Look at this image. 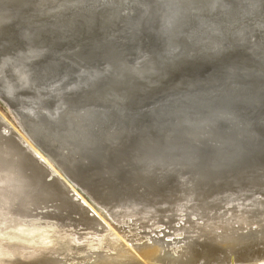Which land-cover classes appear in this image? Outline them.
I'll use <instances>...</instances> for the list:
<instances>
[{"label": "rangeland", "instance_id": "obj_1", "mask_svg": "<svg viewBox=\"0 0 264 264\" xmlns=\"http://www.w3.org/2000/svg\"><path fill=\"white\" fill-rule=\"evenodd\" d=\"M42 1L0 0V33L13 26L11 31L8 30L0 35V41L9 36L8 34L18 32L20 28L16 27V24L19 22L28 24L27 31L33 25L32 23H38L37 19L44 14L41 12L50 10V6L45 2L41 6L43 9H38L39 12H36L37 6ZM129 1L130 3H127L128 6L122 13V9L115 10L113 17L108 16L104 19L98 16L88 23H82L81 27L87 26L86 29L90 35L98 29L100 37L116 35L120 36L122 41L124 38L119 35L118 27L121 28L119 25L121 20L127 18L129 14L131 20L127 23V28H132L129 31L146 26L150 28L152 20L149 19L146 26L143 21L152 13L155 15L153 9L148 6L152 0ZM237 1H222V4L229 9L232 19L235 18L234 20L242 23L240 21L242 19L243 21L246 18L256 20L259 17L258 8L262 10L260 5L256 6L254 11H250V7L243 9L244 7ZM132 7L134 11L130 9ZM114 8H107L105 12ZM246 9L249 11V16L245 17ZM145 14L147 15L144 19L142 15ZM114 18L121 19L113 24ZM50 19L52 18L43 19L42 22L45 24L50 22ZM37 26L43 28L41 23ZM52 26L58 27L55 24ZM162 26V24L157 25L158 30L164 32L165 28ZM262 29H264L263 26ZM70 31V38L76 39L77 36L73 32L75 28L70 27ZM149 31L151 30L147 32ZM247 31L251 33L250 27ZM247 33L248 45H244V48L238 51L240 53L235 55L236 57L231 56L225 61L224 56L222 59L221 55L213 59L208 58L209 61L196 63L197 66L194 62L189 64L191 69L188 68L189 65L184 66L185 69L182 68L178 75L175 73L168 75V80L165 82L168 89L164 90L174 89V96L172 95L164 103L159 102V96L154 93L149 95L150 98L141 96L139 99L141 101L134 105H132L133 102L131 105L136 106V109L125 107L120 110L101 98L79 100L80 96L74 98L64 96L67 98L65 104L69 105L64 106L70 114L67 118H62L60 123L62 122L63 125L56 126L58 129L44 122L55 116L56 101L53 100L56 99L55 96L42 92L40 98H44V105L37 108V105L33 104V97L36 95L32 93L31 86L26 84V87L23 86L24 88L21 89L22 85L13 80L14 87L18 91L15 93L16 100L0 92V134L11 137L20 146V150L26 152V155L17 151L11 142H8L9 145L0 143V174L15 172L16 176L18 173L20 177L24 176L23 179L8 181L9 184L12 183V186L19 183L20 193H14V189L11 190L10 187L4 188L7 190L6 198L9 199L10 205L6 206L9 208L6 210L0 208V243L9 244L13 249L28 253L34 248L36 242L34 237L41 235L37 233L32 237L28 234L35 228L50 231L52 228L61 234L69 233L80 239L86 238V235L95 234L97 230L99 234L102 233L100 232L102 228L88 229L92 223L88 224L86 220L95 218L104 228L114 230L121 237L124 232L127 240H136L134 244L147 243L152 244L153 247L164 245L166 254L163 257L166 258L163 259L162 264H264V83H262L264 65L261 67L262 64L260 66L246 64L249 68L255 67L253 72L261 69L262 73L258 72L260 76L256 75L260 81V84L256 86L259 87L252 84V76L246 78L235 72L231 76L239 74L241 80L245 79L243 83L224 77L222 78L224 82L221 80L220 82L225 85L212 88L207 82L213 77L214 80L218 79V76L221 77L218 75L220 69L222 71L235 65V69L241 70L240 67L245 65L242 57H245L246 49L252 50L254 54L257 52L263 55L261 53L264 51L256 48L264 46V42L256 47L253 43L257 41L254 42L251 38H258L259 34L256 31L251 33L252 36ZM19 34L20 31L15 38L18 41L24 38L23 34ZM112 44L118 46L115 41ZM25 45L23 44L22 47ZM238 46L241 47V45ZM141 48L146 51L148 46L145 48L141 46ZM252 60L258 64L261 62L259 57H253ZM223 61L225 65L222 64ZM234 61L238 63V66ZM231 62H234L233 65ZM219 63L223 66L219 67ZM17 66L18 63L15 64V68ZM193 68L194 72H192ZM134 72L141 74L142 71L134 70L128 73L131 75ZM212 72L215 76L211 78ZM246 81L247 84H244ZM185 83L188 85L183 87ZM192 86L199 88L194 89ZM112 87H114L113 83L111 89ZM225 87H228L227 90ZM219 88H224V91L230 88L229 91H236L234 96L230 95L231 97L222 99L217 95ZM158 89L160 90V87ZM76 100L73 107V102ZM64 122L72 124L75 129L80 128L78 131L83 133L79 136L80 141L87 138L94 142V149H88L85 146L83 149L82 144L78 142V137H75L76 133L71 135ZM39 124L42 125L36 127ZM35 127L39 129L42 139L33 134L34 130H37ZM15 134L25 138L62 178L48 176V169L26 149ZM77 143L79 145H74ZM45 188L48 190L45 191ZM35 189L37 191H34ZM72 189L83 201L73 200ZM0 205L3 204L0 202ZM253 254L257 257L254 256L255 259L252 262L249 258ZM236 258L238 260L241 258L243 261L232 262L238 261ZM20 264H35V262Z\"/></svg>", "mask_w": 264, "mask_h": 264}, {"label": "bare ground", "instance_id": "obj_2", "mask_svg": "<svg viewBox=\"0 0 264 264\" xmlns=\"http://www.w3.org/2000/svg\"><path fill=\"white\" fill-rule=\"evenodd\" d=\"M43 1L40 2V4L37 6L36 12H39L40 9H43L41 6L42 4L44 5L45 2H47L48 5L50 6V10L47 9L45 10V12H41L44 14L42 16H39V18L37 19V21H39L38 23H32L33 25L28 29V31L26 29L28 24H25V22L23 23L21 22L22 24H20V22L16 24L17 25L16 27L20 28L18 29L20 31L19 35L23 34L24 38H21L20 41H18V39H15L17 34L19 33L18 31L12 35L8 34L9 36L5 37L4 40L2 39V41H0V92L5 94V96L12 98V100H16L15 93L18 91H16V88L14 87L15 84L13 80L16 81L19 85H22L21 89L23 86L26 87V84L30 85L32 93L36 95V96L33 95L34 96L33 104L37 105V108L39 106L44 105V100H43L44 98L43 99L40 98L42 92L43 93L45 92L48 95L53 96V97L55 96L56 99H53L54 101H56L55 103L56 113L54 114L55 116H53L51 120H48V119L44 120V122L47 125L49 124L52 128H55L56 126H59V125H63V123L62 122L60 123V121H62V118H67L68 115L70 114V112L67 113L68 109L67 108L65 109L64 105L66 106H69V105L65 104L67 103L65 102L67 98L64 96H68V98H71V97L74 98V97L80 96L79 100L80 99L85 100L89 98L91 99L101 98L102 100H106L110 104L115 105L116 108L120 110H123L122 108H125V107H128L130 109L131 108L136 109L135 108L136 106L134 107L132 105L140 102L141 100L139 99L141 96L145 95L147 98H150L149 95H154V93L156 94V96H159L158 101L161 103H164L166 102V100L171 98L172 95L174 94V89L164 90L165 88L168 89L167 85L165 86V82L166 80H168L167 79L168 75H172V73H175L176 75L180 74L181 73L180 71L182 70V68L185 69L186 66H188L189 64H192L193 62L197 66L196 63H200V62L203 63L204 60L209 61L210 59L208 58L213 59V57L217 58L221 55V58L222 56H224L223 57L224 59L223 58L222 59L225 61L227 58L231 56H235L236 54H239L240 52L238 53V51H240L242 47L244 48V45H246L249 42V39H248L249 37L247 38L246 36L247 32L250 33L249 31H247L249 27L251 29L252 34L255 31L259 34L258 38L251 37L253 38L252 40L254 42L257 41L256 43H253V44H255V46L257 47L258 44L261 45V43L264 42V29H262V26L264 27V0H238V1L236 0L240 5H242V7H244L243 9L245 8L248 9V7H250V11H254L253 9H255L256 6H259V5L262 7V10L257 7L260 13L258 15L259 17L256 16L258 17L256 20H254L255 18L253 19L246 18V20L244 21L243 19L240 20L242 21V23L234 20L235 18L232 19V15H230L228 11L229 9L222 4L223 0H220V1L219 0H155V1L152 0L153 3L151 2V4H148V6L153 9V11L155 12V15L152 13L148 19L146 18L147 14L142 15V18L144 19L146 18V20L143 21V24L145 26H146L147 21H149V19L152 20L150 28L146 26L144 28H140V29L138 28V29H134L133 31H129V29H132V28L128 29L127 23L131 20L130 19L131 16L129 14L128 16L125 15V17L127 16V18L121 20L122 22L121 24H119L121 28L118 27V30H120L118 31L119 35H121L124 38V40H122L123 42L120 39L121 37L116 36V35H113L110 37L109 36L100 37L98 29L95 31L94 34L90 35L88 34V30L86 29L87 26H84V27H81V26H82V23H88V21L98 16L99 17L102 16V18L104 17V19H106L108 16L113 17L114 16L113 13H115V10L117 11V10L122 9L121 10V13H122L124 8L128 6L127 3H130L129 0H47L44 2ZM142 6H145V5H142ZM157 6L158 7L161 6L159 7L160 8L159 10ZM113 7L115 8L110 9L111 11L105 12L107 8H113ZM134 7L130 9H133ZM117 8H120V9H117ZM247 9L244 14L245 17L246 15H248V12H249ZM131 11H134V9ZM251 16L252 15H250V17ZM49 18H52L50 19L51 23L47 22L44 24V22H42L43 19H49ZM122 18H124V16ZM118 19H121V18H114L113 24H115L116 22L118 23L119 21ZM40 23L43 28H39L37 26ZM52 24H55L58 27L52 26ZM158 24L163 25L162 27L165 28L164 32H162L163 30L162 31L158 30V27H157ZM166 25L167 27H165ZM72 26L75 28V31L73 32L77 36L76 39H71L69 36L71 34L70 27L73 28ZM12 27H10L8 30L11 31ZM8 30L2 33H6L8 32ZM148 30H151V31L147 32ZM127 32L130 34L128 35ZM2 33H0V35ZM252 34L250 36H252ZM257 39L259 40V42ZM113 41L117 42L118 46H114V44H112ZM23 44H26V45L22 47ZM238 45H241V47H239ZM141 46L143 48H145V46L146 47L148 46V48L145 51L144 49L141 48ZM256 49H262L264 51V46L259 47V48L257 47ZM245 53H246L245 57H242V60H243L242 62L245 65H242L240 67L241 70L234 68L235 65H233V63L235 61L231 62L233 66H230L229 68L227 67V69H225L226 67L225 66L224 67L225 70H222V71L219 68L220 72L218 75H221V77L218 76L219 77L218 79L216 78V80H214L215 78L214 77H213L214 79L212 78V76H215L213 72H212L213 74H210L213 80L212 79L207 80V82H209L208 86H211L212 88L214 87L216 88L218 86L225 85L220 82V80L224 82V80H222V78L224 77H226L227 79L229 77L230 79L232 78L234 80H237L243 83L245 79H243L242 77L243 80H241L240 79L241 77H239V74L231 76V74H234V72L240 73V75L242 74L246 78H248V76L250 77L252 76L251 77L252 84L254 86L259 85L260 81L258 80L259 78H257L256 75L260 74V73L258 74V72H261L260 71L261 69L258 72H253L255 67L249 68L248 66H246V64L247 65L248 63H250L251 65L256 64L257 66L258 65L260 66L262 64L261 67H263L264 52L261 53L263 55H260L257 52H255L256 54H254L252 50L246 49ZM253 57H259V59H261V62H259V64L258 62H253L252 60ZM261 57H263V59ZM240 59L239 61H241ZM257 60L258 59H256V61ZM224 61L222 64L225 65L226 63H224ZM17 63H18V66L15 68V64ZM235 63L238 66V63L237 62ZM219 64H220L219 65L220 67L222 64L221 63ZM192 67L194 66L192 65ZM188 68L191 69L190 65ZM134 70H141L143 73L140 72L141 74H139V72H134L131 75L128 73V72L131 73ZM192 70H193L192 72H194V68ZM190 71L188 72L191 73ZM263 71H264V67H263ZM128 77H131L132 79H129ZM134 78H137V79H134ZM112 83L114 84V87H112L111 89ZM262 83H264V80ZM179 84L181 85L180 87H182L181 82H179ZM244 84H247V81ZM185 85H188V84L185 83L183 87ZM159 87H160V90L158 89ZM256 87H259V86H256ZM193 88L197 89L199 87L194 86ZM227 88L228 87H225L226 90ZM223 89L219 88L218 89L219 91L217 90L218 91L217 95H219L220 96L219 98H222V99L229 98L231 97L230 95L234 96V92L236 91V90L235 91L233 90V92L229 91L231 90V88L228 91L226 90L224 91ZM78 92L79 94L76 95ZM97 94L98 96H96ZM177 98H180V97H177ZM95 100L93 101L95 102ZM145 100L146 99L144 98V101ZM251 101L253 103V100ZM76 102L77 100L73 102V105H72L73 107L75 106L74 103ZM45 105H48V104L45 103ZM57 109L59 110L57 111ZM111 109H114V108H111ZM50 121L52 123H50ZM66 124L65 126L66 127L68 126L67 128H68V131H70V134L76 133L77 136L75 137H78L77 138L79 140L78 142L80 143V145L82 144L83 149H84L83 146H85L88 149H92L95 146L94 142L87 140V138L86 139L84 138V141H80L81 137L79 136L83 134L78 131L80 130V128L75 129L72 124L71 125L68 123ZM40 125L42 124H39L36 127H39ZM7 128L5 129L7 130ZM56 128L58 129V127ZM38 131L39 129L34 130L35 133L33 132V134L35 135V137L38 136L40 139H42L43 137L39 134ZM41 131L43 130L41 129ZM68 131L67 133H69ZM15 136L26 147V149L29 150L31 154L34 157H36L39 161H41L43 163V166H45L48 169V172H49L47 174L48 176L54 177V178L55 177L62 178L61 176H59L57 172L53 170V168L48 164V162H46V160L41 156V154L32 148V146L25 140V138H23L19 134H15ZM250 138L251 137H249V139ZM249 139L248 140L246 139V140L249 141ZM74 145H79V144L77 143ZM231 147H234V146H231ZM237 148L238 150H240L239 147ZM229 149H232V148H229ZM93 152L95 153V151ZM238 168H241V167H238ZM188 171H191V170H188ZM16 175H15V172L14 173L7 172L5 174H0V178H1L0 179V191H1L0 192V196H1L0 202L1 204H3V205H0V208H5V210L9 209V208H6V206L10 205L9 204L10 201L9 199L6 198L7 190H5L4 188L10 187L11 190L13 188L14 193H20L21 191L20 190L21 186L19 183L16 186L14 185L12 186L11 185L12 183L11 184L8 183L9 180L13 181V180H17L18 178L24 177L22 175H21L22 177H20L19 173H18V176ZM40 175L42 174L40 173ZM55 183H57V181ZM58 183L60 184L59 181ZM2 190H5V191H2ZM47 190L48 189H46L45 191ZM56 190H57V187H56ZM34 191H37V190L35 189ZM39 191L40 190H38V192ZM65 192L67 191L65 190ZM72 194H73V200L75 199L76 201L82 200L81 197L77 196L79 194H77V192L74 189H72ZM50 195H51V192H50ZM90 222L92 223V226L88 227V229L97 230L95 228H102V230L100 231L102 233L99 234V231L97 230L95 234H88V236L86 235V238L82 237L83 239L82 238L80 239V238H77L78 236L75 237L76 235L74 236L69 233L61 234L56 230L58 232L57 233L55 230H52V228H51V231L49 229L47 230L44 228H35L32 231H30L28 234L30 236L32 235V237L35 236V234L37 233H41V235L37 238L34 237V240H36L35 243L32 242L35 244L34 248L28 253L20 249H13L10 247L9 244L3 245V243H0V264H18V263L20 264L23 262L25 263L35 262V264H158V263L162 264L163 259L166 258V257H163V255L166 254V251L164 249V245L162 246V244L160 246L154 244L156 245L155 247H153L152 244H147V243L134 244L135 243L134 241L136 240H133V239L127 240L128 239L127 235L124 232H122L123 236L121 237L120 234H118L114 230H111L110 228H108L107 230L106 228H104L101 225V223H99L98 220L95 218L86 220V223L89 224ZM75 247H78V248H75ZM167 248L168 247H166V249ZM240 251L242 252V250ZM254 256L256 255L253 254L252 256H250L251 258H249V260L253 262V259H255ZM55 257H58V258L55 259ZM70 257L71 259L72 258L73 259L70 260L69 259ZM170 257L172 256L170 255ZM242 261L243 260H241L240 258L238 261L233 260L232 262L241 263Z\"/></svg>", "mask_w": 264, "mask_h": 264}, {"label": "water", "instance_id": "obj_3", "mask_svg": "<svg viewBox=\"0 0 264 264\" xmlns=\"http://www.w3.org/2000/svg\"><path fill=\"white\" fill-rule=\"evenodd\" d=\"M8 142H11L13 144V147L19 151L20 153H22V155H26V152H23L22 150H20V146H18V144L13 140L11 139V137L9 136H4L2 134H0V143L2 144H5V145H9ZM25 153V154H24ZM29 158V156H27ZM31 160V158H29Z\"/></svg>", "mask_w": 264, "mask_h": 264}]
</instances>
